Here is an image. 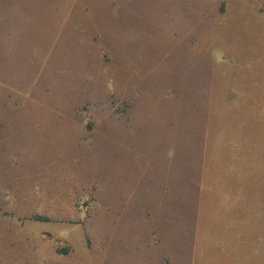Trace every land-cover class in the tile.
Returning <instances> with one entry per match:
<instances>
[{"label":"rangeland","instance_id":"obj_1","mask_svg":"<svg viewBox=\"0 0 264 264\" xmlns=\"http://www.w3.org/2000/svg\"><path fill=\"white\" fill-rule=\"evenodd\" d=\"M227 210L264 231V0H0V264H194Z\"/></svg>","mask_w":264,"mask_h":264},{"label":"crops","instance_id":"obj_2","mask_svg":"<svg viewBox=\"0 0 264 264\" xmlns=\"http://www.w3.org/2000/svg\"><path fill=\"white\" fill-rule=\"evenodd\" d=\"M229 144L228 141L225 144H217L213 149L214 152L221 154L218 156V161L224 163L225 167L221 171H215L212 165L203 174L204 186L205 183L210 185L219 180V184L224 186L227 193L231 182H235L236 179L233 166L236 159V146ZM222 212L224 220L221 224L210 222L204 212L199 216L195 235L194 264H249L251 262L264 264V231L252 226L236 225L232 220L230 223V218L233 219L236 215L230 216L229 210ZM256 243L261 247L258 254L253 251Z\"/></svg>","mask_w":264,"mask_h":264}]
</instances>
